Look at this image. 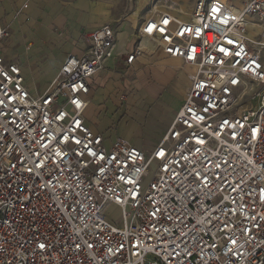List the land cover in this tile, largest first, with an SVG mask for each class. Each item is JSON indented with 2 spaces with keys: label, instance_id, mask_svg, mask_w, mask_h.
<instances>
[{
  "label": "built area",
  "instance_id": "built-area-1",
  "mask_svg": "<svg viewBox=\"0 0 264 264\" xmlns=\"http://www.w3.org/2000/svg\"><path fill=\"white\" fill-rule=\"evenodd\" d=\"M137 35L188 69L150 150L83 116L93 76L122 56L110 24L39 93L0 25V264H264V0H167Z\"/></svg>",
  "mask_w": 264,
  "mask_h": 264
},
{
  "label": "rangeland",
  "instance_id": "rangeland-1",
  "mask_svg": "<svg viewBox=\"0 0 264 264\" xmlns=\"http://www.w3.org/2000/svg\"><path fill=\"white\" fill-rule=\"evenodd\" d=\"M51 1L52 0H42L40 3L41 8H39V11H41V14L40 12H38L40 15L37 14L39 15L38 20L40 22H44L45 20L42 16V8L44 7L43 5H46V3L50 8H52V17L57 18L61 16V20L57 23V25H64L67 21H72V18L68 16V14L62 15L65 12H69L66 10V7L58 6L57 8L55 3L58 2L59 4V1L72 3L76 0H55L56 2L53 3V5H56L55 8L53 6L51 7ZM89 1L91 2V7L87 12V22H85L87 25L93 24L92 17L96 15V7L97 9L100 7L101 9L98 10L101 12L97 13L102 16L99 17V20L101 21L105 19V13L109 11V17L107 20L111 21V25L115 29L116 40L118 42L124 41V38L127 37V39L132 38L135 42L140 43L142 39H138L135 36V32L140 26L143 17L147 13L151 12L156 5L167 0ZM175 1L179 2V4L183 7L184 5H188L192 0ZM102 3H107L109 5H103ZM97 4H99V6H97ZM104 6L108 7V11L105 10ZM12 8L18 16L20 14L18 7L15 9L13 5ZM57 25L54 26L57 27ZM53 31L55 32V28ZM251 32V36H253L254 31L251 30ZM51 40L52 37L43 41V44L41 45L42 54L38 56V70L36 69L32 73V77L35 79V86L37 90L41 92L48 89L51 83L49 78L57 72L56 68H53L52 70L45 62L48 58L47 52H49L48 50L50 48L47 44ZM64 42H66L65 39L61 38L58 44L62 46L64 45ZM145 48H147V46H145ZM146 50L144 51L145 55L142 56V59L144 62L148 63L147 67L151 70L155 77V84L145 87L141 80H137L134 82L135 86L130 87L127 79L118 80L108 76L105 83H103L102 87L96 92L98 95L96 106H99L101 113L96 119L93 113L95 104L92 103L90 114L92 118H95L94 120H97L96 124L98 127L104 129L102 132L108 136V138L121 136L128 139L131 143L149 148L154 145L155 142H158L161 135L166 130L165 128L169 121L172 107L178 103V94L180 89H182V84L187 81V78L180 75V77L174 81L172 77L173 67H164L157 64L160 60L169 59L163 56L158 49L153 50L151 53ZM140 77L142 79V75H140ZM95 87L96 86L93 85V88ZM166 117L168 120H165ZM104 213L113 223H120L121 211L116 205L109 203L106 204Z\"/></svg>",
  "mask_w": 264,
  "mask_h": 264
},
{
  "label": "crops",
  "instance_id": "crops-1",
  "mask_svg": "<svg viewBox=\"0 0 264 264\" xmlns=\"http://www.w3.org/2000/svg\"><path fill=\"white\" fill-rule=\"evenodd\" d=\"M56 1L52 0L50 2L51 7L53 6L55 8L56 5H57V8L58 6L66 7V10L69 12H65L62 15L68 14V16L72 18V21H67L64 25L63 24L57 25V23H59V21L61 20V16L57 18L52 17L53 15V14L51 15L52 8H50L49 5L46 3V5H43L44 7L42 8L43 10L42 16L45 18V20L44 22H40L38 20V17L41 14V11H39V8H41L40 3L42 2V0H0V25L6 26L9 29V37L3 40L5 58L8 61H17L19 63L22 74L26 82V85L32 93L41 92L37 90L35 86V81H34L35 79L32 77V73L36 69L38 70V67H37V64L39 61L38 56L42 54L41 45L43 44L44 40L52 37V40L49 41L47 44L50 48L48 50L49 52H47L48 58L46 59L45 62L46 64H48V66L52 70L53 68H56L58 72L61 63L64 61L65 57L68 54L78 55L83 51V49L85 48L84 35L86 33L99 27L100 25L104 23H108L111 25V21L107 20V18L109 17V11L107 10L108 7L106 6H104L105 10L108 11L105 13L106 18L103 19L102 17L103 20L101 21L99 20V17L102 16L98 14L99 12H101L99 11L101 8L99 7L98 8L99 10H98L96 7V10H95L96 15L92 17L93 24L87 25L85 23L87 22V12L89 8L91 7V2L89 0H84V1H87V4H88V9L86 11L84 9L76 7V2L78 0L72 3L59 1V4ZM191 2L192 1H190L188 5H184L183 7L180 5V7L182 8L183 11H187ZM53 3H55L56 5L55 4L53 5ZM25 4H26V7H24ZM102 4L109 5L107 3H102ZM13 5L15 9L16 7H18V10H20V14L18 16L15 10H13L12 8ZM97 6H99V4H97ZM38 12H40V14ZM79 13L85 14L84 20L81 21L78 18H76L78 17L77 15ZM151 13L152 11L147 13L143 17L141 23L149 15H151ZM54 25H57V27ZM54 28H55V32L53 31ZM114 32H115V29H114ZM135 36L138 38L137 30L135 32ZM61 38L65 39L66 41L63 43L64 45L62 46L58 44ZM142 40H145V39H142ZM137 44L138 43L135 42L132 38L127 39V37L124 38V41L118 42L116 40V33H115L116 53L122 54V56L120 57L119 55H117L114 58L108 60L105 64V67L101 71L97 72L91 80L90 90L87 94V106L84 110L83 116H84L85 122L95 132L103 133L102 131L104 130L98 127V125L96 124L97 120H94V119L95 118L97 119V117L101 113V109L99 108V106L98 107L96 106V100L98 97L96 92L98 89L102 87V84L105 83L108 76L110 78L113 77L118 80L127 79L130 84V87L135 86L134 85L135 81L141 80L143 82V85L147 87L149 85L155 84V77L153 73L151 72V70L147 67L148 63L144 62L142 59V56L145 55L144 51L147 49L146 51H149V53H151L153 50L158 49L159 52L163 56L167 57L169 60L171 59V57H168L167 55H165L159 48H154L152 50L149 47L147 48L142 47V53L136 57L133 64L126 65L123 61L124 53L131 52ZM176 60L178 63H177V66L173 67V74H172L173 80L176 81L180 77V75L183 74L187 78V81L183 83L181 86L182 89H180V92L178 94V103L174 107H172L170 118L165 128L166 130L171 122L174 112L176 111V109L178 108L181 102V94H182L183 88L186 84L189 83V80L187 77L188 69L182 68L181 61L179 59H176ZM118 69H121V70H118ZM140 75H142V79ZM55 76L56 74H53L49 78V80L52 81ZM93 85H95L96 87L93 88ZM92 103L95 104V108L93 111L95 118L94 117L92 118L90 114ZM166 119L168 118L166 117L165 120ZM165 131L163 132V134L165 133ZM156 143L157 142H155V144ZM132 144L144 150H150L155 146L154 144L151 147L146 148V147H141L140 145H137L135 143H132Z\"/></svg>",
  "mask_w": 264,
  "mask_h": 264
},
{
  "label": "bare ground",
  "instance_id": "bare-ground-1",
  "mask_svg": "<svg viewBox=\"0 0 264 264\" xmlns=\"http://www.w3.org/2000/svg\"><path fill=\"white\" fill-rule=\"evenodd\" d=\"M76 7H79V8H81V9H84L85 11L88 9V4H87V1H84V0H78L77 2H76ZM78 17H76V18H78L79 20H84L85 19V14L84 13H79L78 15H77ZM251 33L252 32H250L249 33V35L251 36ZM139 45L141 46V47H145V46H147V47H149L150 49H154L155 47H154V45H152V43L148 40V39H145V40H142L140 43H139ZM177 60L175 59V58H171L170 60H160L159 62H157V64H160V65H162V66H164V67H166V66H169V67H174V66H177ZM183 77H184V75L183 74H181ZM164 117H165V115H164ZM168 120V119H167Z\"/></svg>",
  "mask_w": 264,
  "mask_h": 264
}]
</instances>
